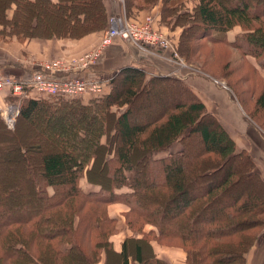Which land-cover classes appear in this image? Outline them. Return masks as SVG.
I'll use <instances>...</instances> for the list:
<instances>
[{"label": "trees", "instance_id": "16d2710c", "mask_svg": "<svg viewBox=\"0 0 264 264\" xmlns=\"http://www.w3.org/2000/svg\"><path fill=\"white\" fill-rule=\"evenodd\" d=\"M158 1L125 0L127 9ZM161 1L174 14L172 0ZM196 1L193 12L176 18V26L183 27L178 46L183 55L189 57L195 44L210 36L223 41L225 37L215 33L227 34L239 25L253 56H264V0ZM110 18L104 0H0V42L81 38L103 32ZM116 76L111 92L100 99L82 103L60 102L70 97L64 95L24 98L12 130L0 117V264H97L103 254L114 256L111 238L118 219L108 207L118 201L129 207L128 226L144 234L139 239L149 242L151 236L183 246L187 264H248L257 232L264 227V179L255 171L253 156L238 150L229 131L185 83L164 77L146 80L137 66ZM156 84L176 88L185 98L142 124L133 122L137 100ZM18 98L9 94L5 100ZM256 105L264 109V86ZM38 116L45 117L47 129L55 133L44 140L47 153L43 144H32L36 133L31 119ZM72 117L76 123L64 125ZM93 122L97 131L91 136ZM61 128L72 130L77 143H91L90 151L76 155V142L59 136ZM195 133L203 146L191 165L189 145ZM31 151L40 154L31 156ZM11 152L30 172L34 167L42 171L34 172L23 194L27 198L12 194L11 180L3 178ZM150 165L160 168L157 180L147 178ZM83 180L98 189L85 190ZM245 181L255 183L259 191L242 190L223 206ZM147 225L153 229L145 234ZM135 246L138 264H168L146 257L143 242ZM128 250L125 241L114 260L129 264Z\"/></svg>", "mask_w": 264, "mask_h": 264}, {"label": "rangeland", "instance_id": "374dc122", "mask_svg": "<svg viewBox=\"0 0 264 264\" xmlns=\"http://www.w3.org/2000/svg\"><path fill=\"white\" fill-rule=\"evenodd\" d=\"M116 1L117 3L114 5L115 10L111 11V13L119 11L121 6L123 16L126 21L130 23L129 27L133 25L140 26L141 23L148 21L153 22V27L162 33V37L169 41V49L158 50L156 47H149L143 50L136 43L117 37L114 39L112 45L106 48L100 58L88 68H81L74 65V62L69 63L82 53L96 49L109 30V27H106L103 32H101L102 30L92 32L96 34H100L101 32L102 36L100 40L98 39L99 42L91 49L77 55H64L51 59L48 58L46 60L31 58V63H26V65L28 67H35L36 69L37 65H46V62L49 60L60 58L69 64L63 66L58 64V69L60 70L49 72L52 78L56 76L57 79L80 78L94 80L102 83L105 89L103 93L98 94L87 93L79 96L63 97L59 100L60 102L78 100L82 103H86L90 100L92 101L93 99L104 97L111 92L113 88V79L117 77V73L127 67L137 66L142 68L146 80H150L154 77L179 80L188 85L195 96L206 104V111L213 114L224 125L235 139L238 150H245L253 156L256 163L255 171L264 179V128L262 127L264 126V109L256 105L258 95L264 86V70L261 68L264 62V56L259 58L253 56L252 47L243 40V35L246 33L245 30L238 25L227 32V34L215 33V36L225 37L224 40L218 42L217 39L210 36L201 41V44L196 43L192 48L190 56L186 57L178 48L183 27L176 26V18L186 11L193 12L194 5L197 3L196 0H172V7L170 8H176L174 14L170 13L169 9L165 8L161 0L153 6H147L145 8L134 7L132 9L126 8L125 0ZM228 6L231 7L232 3L228 2ZM146 24L141 26H145ZM193 24L194 22H190V25ZM200 32L202 33L203 30H200ZM28 40L31 41L34 39H25L21 41L26 42ZM230 42H234V45H229L231 44ZM173 52L177 54L178 59L173 58ZM15 69L12 72L3 71L2 73L12 77L17 82L29 81V79L32 78L31 76L33 73L26 72L22 74L25 70ZM119 77H121V75ZM156 85L157 86L151 90V93L143 95L137 100L131 116L133 122L135 121L137 124H142L147 118H151L150 116L153 117L159 110L185 98L180 90L176 88L167 90L164 84ZM6 90L7 91L0 93V98H2L0 99V103L2 105L6 103H15L21 106L24 98L31 97V92H29L28 95L19 97L14 102H9L6 101L5 98H7L9 94H12V91L10 89ZM31 120L33 125L32 129L36 133L32 144H43L44 148L42 149L45 151L44 153L49 152L47 151L48 145L45 141L51 138V135H55V133L47 129L48 121H46L45 117L38 116ZM75 120L76 119L72 117L66 118L63 122L66 121L64 125L71 126V122L76 123ZM2 122L5 123L7 128L12 130L4 120ZM89 125L90 135L93 136L97 131V124L93 122L89 123ZM13 127L15 128V126ZM60 127H63V124H61ZM61 129L62 131L58 133L59 136L63 138L70 137V140L76 142L74 145L75 148H73L76 155H86L90 151L92 148L91 143H77L73 132H71L72 130L65 128L63 131V128ZM192 137V143L189 145L188 154V162H190L189 164L191 165L195 160V155L203 146L199 133H195ZM103 140L106 141V138ZM115 141L119 143L120 138H116ZM179 146L178 144L173 146V150L178 149ZM32 154L39 156L40 153L31 151L30 155L33 156ZM10 159H12L11 163H9L7 167L2 168L3 173H5L3 178H9L11 180L13 187L10 192L12 194L27 198L28 195L24 196L23 194L27 192L29 182L31 178H33L34 172L42 171L37 167L33 168V172L27 170L25 165L23 167L15 158L14 152H11ZM100 172L101 170L99 169L98 174H100ZM147 173L149 181L157 180L160 175V168L159 166L150 165ZM82 185L87 191L98 189V187L90 185L84 180ZM247 189L252 192L259 191L255 183L245 181L234 191L233 196L223 203V206L229 203L237 193ZM170 211H174V209L171 208ZM172 213L174 212H171V214ZM257 233H260L258 242L260 240L261 249L264 241V227ZM254 246L249 251L248 261ZM256 254L257 253H255V255ZM252 255L253 253L251 256ZM258 257L259 256H257V259Z\"/></svg>", "mask_w": 264, "mask_h": 264}, {"label": "crops", "instance_id": "0c3cea01", "mask_svg": "<svg viewBox=\"0 0 264 264\" xmlns=\"http://www.w3.org/2000/svg\"><path fill=\"white\" fill-rule=\"evenodd\" d=\"M104 3L107 7L108 12L111 13V11L115 10L114 5L115 3H117V1L104 0ZM121 9L122 8L120 6L119 10ZM101 36L102 33L100 32V34L91 33L76 39H34L31 41L28 40L26 42L17 39L2 40L0 42V70L4 72H12L15 68H17L15 70H25L24 72H22V74L26 72L32 73L35 67H28L26 65V63H31V58L37 60H46L48 58L51 59L64 55H77L95 46L97 42H99ZM126 190L127 188L121 191L126 192ZM128 211L129 207L121 201L111 203L108 207L109 214L118 219L116 225L117 232L111 238L114 252H116L114 256H120V253L123 250V244L126 241L129 249V264H138L137 249L135 244L137 242H143L146 246V257H148L149 259L158 258L168 264H187V252L183 246L176 243L164 244L163 242H160L156 237L151 236L149 237V242L139 239L143 238L144 234L135 233L128 226ZM152 229L153 227L151 225H147L144 227L143 231L145 234H148ZM260 246L261 245L259 240V242L257 241L250 253L248 261L249 264H264V241L261 249ZM252 253L253 255L251 256ZM255 253L257 254L255 255ZM114 256L113 254L109 256H107V254H103L101 256V260L97 264H122V259L120 261H115ZM257 256H259L258 259Z\"/></svg>", "mask_w": 264, "mask_h": 264}, {"label": "built area", "instance_id": "2783aa9c", "mask_svg": "<svg viewBox=\"0 0 264 264\" xmlns=\"http://www.w3.org/2000/svg\"><path fill=\"white\" fill-rule=\"evenodd\" d=\"M109 30L103 38L100 45L92 50L87 51L74 58L71 62L81 68H88L97 61L106 48L110 47L115 38L121 37L136 43L141 49L156 47L158 50H168L170 43L162 37V33L157 31L152 23L144 22L140 26H131L123 16V12H118L111 15L109 20ZM147 23V24H146ZM146 24L145 26H141ZM146 37V38H145ZM152 39V40H151ZM174 59H178L175 52L172 53ZM46 65H37L32 72V78L29 81H15L12 77L2 73L0 70V93L10 89L14 96L24 97L31 92V97L44 98L49 96H79L87 93H103L105 91L103 84L94 80L87 79H57L49 75L50 71H58V64L67 65L63 59H53L46 62ZM90 81V82H89ZM2 99V98H0ZM21 113V106L15 103H0V116L6 124L13 129L17 119Z\"/></svg>", "mask_w": 264, "mask_h": 264}]
</instances>
